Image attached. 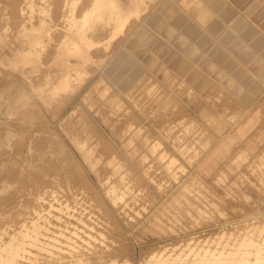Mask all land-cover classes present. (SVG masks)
<instances>
[{"label": "rangeland", "instance_id": "obj_1", "mask_svg": "<svg viewBox=\"0 0 264 264\" xmlns=\"http://www.w3.org/2000/svg\"><path fill=\"white\" fill-rule=\"evenodd\" d=\"M60 1L56 4L55 2L59 0L55 2L54 0H12V2L11 0H0V102H3L1 98L3 95L8 92L12 94V98H9L10 115L5 118L6 121L0 123V181L2 180L0 185L14 180L0 193V264H54L55 261L65 262L64 264H78L72 258L73 253L67 251L66 243L59 244L55 240L56 238H61L60 241L65 240L58 233L71 237L68 243L83 249L85 258L83 256L81 258L86 260L84 262L91 261V264H94L96 258H99L95 260L96 264H109L114 254L117 255L114 260L118 264H140L153 251L167 250L168 255L174 253L175 256L183 253V256L188 258L191 253V259L199 249L202 250H199L200 252L208 250V253H212L213 250V253L219 250L228 253L230 249L231 254L242 252L243 255H249L250 249H264V164L260 168L264 158V0H249L246 5H237L231 3V0H115L119 8L123 10L130 8L134 2H140L143 8L139 18L131 17L123 30L117 34L119 16H116L113 10L110 11L105 7L95 12L93 10L94 0ZM58 4L63 6L60 7ZM81 5L82 8L85 6L83 10ZM182 6L184 10L181 9ZM80 8V12H75ZM15 9L17 11H14ZM59 10L60 16H58ZM51 12L55 15L52 14L54 17L51 16ZM75 13L80 14L75 16ZM201 16L204 17L200 18ZM156 19L158 23L155 25ZM31 25L36 26L35 29L39 28L38 42H29L24 37H27V30ZM24 28H26L25 31H23ZM74 40L86 41L91 45L87 49L89 58L82 60L70 55L65 58L66 63L61 64L55 57ZM122 49L128 55L129 67L123 68L119 79L107 76L103 71L107 70L109 61L113 59L117 51L120 52ZM21 52L26 54L31 52L36 55L39 63L19 64L17 58ZM44 58L48 61L46 62ZM191 66L194 69L191 70ZM72 68L79 69V72H82L81 75ZM69 69L67 77H64L65 71ZM199 79L204 84H198ZM212 80L215 81V85ZM64 81L67 86L61 89ZM159 83L162 86H159ZM96 86L108 88L109 96L117 97L121 107L119 106V109L117 107L114 112L106 111L107 107L100 101L97 102L94 96L92 89ZM87 94L89 96L91 94V99ZM143 94L145 97L148 96L145 98ZM162 94L165 96L163 97ZM119 96L126 102L120 100ZM177 101L181 102V107ZM96 102L99 106H96L98 105ZM175 102L179 106H176L177 109L174 107ZM216 105L218 108L215 107ZM73 108H77V114L78 110L82 109L83 112L85 110L86 117L93 123V126L88 128V133L83 131L82 135L88 138L92 146L96 145L95 152L100 158L97 166L104 172L100 174V178L104 177L105 188L111 192L110 197L105 194L94 174L86 166L81 168L77 164L75 157L81 161L78 152L74 147L72 149L73 145H70L64 133L59 129L60 121L67 118ZM181 108L184 110L182 111ZM3 117L5 116L0 114V119ZM248 118L253 119L250 132L245 139L231 147L228 156L217 160L208 172L200 174L199 182L203 184L202 188H197L200 191L196 188L192 191L185 190L184 188L198 173L197 170L204 159L215 150V145L226 141L228 134L235 130L237 124L234 121L242 123ZM31 119L36 122L32 121V123ZM139 120L142 121L139 122ZM74 122L78 123V118ZM77 123L75 127L80 131L84 130L81 127L82 121L78 123L79 126ZM131 123L133 125H130ZM44 127L62 135L73 151L70 153L66 150L69 157L67 159L63 156L62 160H59L56 155L52 158L56 160L57 165L64 162L68 172L62 177L59 174L55 176L43 174L46 180H52L46 188L42 187V182L45 184L47 181H41L40 185V181L38 182L34 176L19 175L18 181H15L16 178L10 173L15 170L20 171L19 169H27L28 161L39 153L36 150L38 148L37 139L42 142V149L46 146L45 149L55 150V145L45 139ZM126 128L129 130L126 131ZM101 131H104L105 137L102 136ZM123 134L125 136H122ZM26 136H30L33 142H27ZM99 137H102L101 140L97 139ZM189 138L196 140L190 143L192 140ZM128 142L130 144L127 146V151L133 153L132 157H125L123 153L124 145ZM31 147L33 150H30ZM163 152H166V155L160 157L159 155ZM110 158L115 161V167L118 165L117 173L120 172L119 174L112 175L113 169L106 165ZM48 159L49 157H46V160ZM258 159H260V164ZM170 160L173 164L171 168H168ZM77 166L83 174L86 171L85 178L81 171L77 174ZM160 172H164L165 176ZM80 176L87 187L90 186L89 183L93 187H88L89 189L86 190L87 187L86 185L84 187L85 183L83 179L80 180ZM122 176L124 187L117 183ZM64 180L67 183V186L64 185L65 188L62 184ZM160 180L165 181L163 183ZM74 187L86 190L78 192H81L83 198L95 205L88 206L85 200L80 198L82 195L77 196L78 202L74 201L75 196L72 197L73 202L67 199L68 194L74 192V190L71 191L75 189ZM69 191L71 192L68 193ZM160 192H165V194ZM198 193L201 198H198ZM85 195L88 197H84ZM93 195L95 196L92 197ZM122 196L124 200L119 204L112 202L114 199L121 200ZM194 196L197 198L195 199ZM176 197L180 199L175 200ZM94 198H97L96 200L101 198L102 202L98 201L99 204L96 201L95 203ZM48 200L56 205L67 200L71 203L70 207L72 206L69 208L71 209L70 214H67L65 210H58L57 207H46V204H49ZM188 200L193 206L188 203ZM38 202L40 204L42 202V206ZM128 210L129 213H127ZM85 212H87L86 215H84ZM74 214L78 217L84 216L83 219H88L87 221L91 223L78 222ZM158 215L160 218H157ZM101 218H103L102 221ZM77 223L90 233L86 230L85 232L79 225L77 226ZM92 223L95 228L92 227ZM61 226H64L63 229ZM96 228L97 231H95ZM70 230L72 231L69 232ZM91 232L97 236L95 237V234ZM80 234L84 238L80 237ZM184 234L187 236L185 237ZM91 235L92 238H90ZM248 239L252 245L243 246L242 242ZM174 240L177 242L174 243ZM90 242L94 245H90ZM120 243L125 245L123 250ZM57 244L64 246V250H60L61 247L57 248ZM217 246L220 249H217ZM116 247H121V254H118L120 250L115 249ZM207 247L211 249H206ZM92 252L96 257L91 254ZM100 253H103L104 260L103 258L101 260ZM122 253L128 259L124 258ZM71 259L73 261H70Z\"/></svg>", "mask_w": 264, "mask_h": 264}, {"label": "bare ground", "instance_id": "obj_2", "mask_svg": "<svg viewBox=\"0 0 264 264\" xmlns=\"http://www.w3.org/2000/svg\"><path fill=\"white\" fill-rule=\"evenodd\" d=\"M10 1V0H9ZM82 1V0H81ZM84 1V0H83ZM169 1V0H168ZM178 1V0H177ZM11 2H12V0H11ZM29 2V1H28ZM54 2H55V0H54ZM61 1L59 0V2H55L56 4L57 3H60ZM10 3V2H9ZM55 3H54V5H55ZM88 3V2H87ZM12 4V3H11ZM14 4V3H13ZM81 4H82V2H81ZM84 4H86V3H84ZM160 4V3H159ZM158 4V5H159ZM59 5V4H58ZM62 5V4H61ZM79 5V4H78ZM16 6V5H15ZM14 6V7H15ZM60 6V5H59ZM63 6V5H62ZM62 6H60V7H62ZM58 7V6H57ZM57 7H56V9H57ZM81 8H82V5L80 6ZM84 7L85 6H83V8H82V10L84 9ZM105 7H107L110 11L111 10H113L114 12H115V15L116 16H119V18H118V24H117V27H116V34L117 33H119V32H121L122 30H123V28L126 26V23L129 21V19H131V17H135V18H139V15H140V13L143 11V8H142V6H141V3L140 2H134V4L130 7V8H126V9H121V8H119V6L117 5V3H116V1L115 0H94V7H93V10L95 11V12H98V10H101L102 8H105ZM54 9H55V7H53ZM79 8V7H78ZM81 8L80 9H78L77 11H75V12H78L79 10L81 11ZM151 8V7H150ZM150 8H149V10H150ZM195 8H196V6H195ZM67 9V8H66ZM77 9V8H76ZM182 10H184V7L182 6V8H181ZM11 10V9H10ZM53 10V9H52ZM61 10V9H60ZM60 10H59V15L58 16H60ZM189 10H190V8H189ZM197 10V9H196ZM196 10H195V12H196ZM14 11H17L16 9L14 10ZM79 11V12H80ZM223 12V11H222ZM221 12V13H222ZM53 13L55 14V12H54V10H53ZM52 12H51V16H53L54 14H53ZM226 13V12H225ZM14 14H16V13H14ZM53 14V15H52ZM76 14V13H75ZM80 13H77L75 16H77V15H79ZM193 14V13H192ZM146 15V14H145ZM228 15V14H227ZM55 16V15H54ZM53 16V17H54ZM222 17H223V15H221ZM202 17H204V16H201L200 18H202ZM215 17V16H214ZM242 17V16H241ZM244 17V16H243ZM142 18H143V16H142ZM207 18V17H206ZM209 18V17H208ZM56 19L58 20V17L56 16ZM210 20H211V18H209ZM244 19V18H243ZM53 20V19H52ZM158 23V20L156 19V22H155V25ZM3 24V23H2ZM17 24V23H16ZM209 24V23H208ZM211 24H212V22H211ZM210 24V25H211ZM36 25V24H35ZM137 25V24H136ZM214 25V24H213ZM216 25V24H215ZM142 26V25H141ZM226 26V25H225ZM26 27H28V26H26ZM35 27L36 26H33V25H31V27H30V29L29 30H27L28 32H27V37L26 36H24L25 37V39L27 40V41H29V42H38V40H39V38H38V33H39V28H37V29H35ZM136 27V26H135ZM214 27H216V26H214ZM218 27V26H217ZM134 28V27H133ZM139 28V27H138ZM146 28V27H145ZM201 28V27H200ZM212 28V27H211ZM28 29V28H27ZM206 29V28H205ZM26 30V28H24L23 29V31H25ZM220 30H222L221 28H220ZM131 31H132V29H131ZM148 31V30H147ZM209 31H210V29H209ZM211 31H212V29H211ZM214 31V30H213ZM113 32V31H112ZM218 32V31H217ZM130 33V32H129ZM143 34V33H142ZM216 34V33H215ZM54 37H55V35H53ZM127 36H128V34H127ZM57 38V37H56ZM69 40V39H68ZM91 45L89 44V43H87L86 41H81V42H79V41H71L67 46H65V48L62 50V53H60V54H58L55 58L57 59V60H59L60 62H61V64L64 62V63H66V60H65V58L66 57H68V56H70V55H73V56H77V57H79V58H81L82 60H86V59H88L89 58V56H88V53H87V49L90 47ZM169 46V45H168ZM144 48V47H143ZM149 48V47H148ZM170 48V47H169ZM168 49V48H167ZM167 53V52H166ZM114 54V53H113ZM113 54H112V57H113ZM52 55V54H51ZM176 55V54H175ZM50 56V55H49ZM111 57V56H110ZM181 57V56H180ZM170 58V57H169ZM168 58V59H169ZM18 62H19V64H38L39 63V58L36 56V55H34V54H32L31 52H28L27 54L26 53H24V52H21L20 53V56H18ZM45 59V58H44ZM110 59V58H109ZM127 59H129L128 58V55H127V53H126V51L125 50H123L122 49V51H117V53L115 54V56L113 57V59L112 60H110L109 61V63H108V66H107V70L106 71H103L107 76H109V77H113V78H115V79H119V77L121 76V73L123 72V68H127V66L130 64L129 63V61L127 60ZM181 59V58H180ZM46 60V59H45ZM152 60V59H151ZM150 60V61H151ZM170 60V59H169ZM184 60V59H183ZM44 61V60H43ZM48 61V59L46 60V62ZM165 61V60H164ZM179 61H181V60H179ZM186 61H187V59H186ZM167 62H168V60H167ZM190 63V62H189ZM124 64V65H123ZM183 64V63H182ZM15 65V64H14ZM17 65V64H16ZM168 65H169V63H168ZM167 65V66H168ZM189 65V64H188ZM135 66V65H134ZM177 66V65H176ZM185 66V65H184ZM9 67V66H8ZM122 67V68H121ZM129 67V66H128ZM181 67H182V65H181ZM187 67V66H186ZM192 67V66H191ZM16 68V67H15ZM32 68H34V66H32ZM103 68V67H102ZM133 68V67H132ZM137 69H139V68H137ZM175 69V68H174ZM187 69V68H186ZM192 69H194L193 67L191 68V70ZM198 69V68H197ZM196 69V70H197ZM72 70L73 71H75L76 73H79L80 75H81V73L82 72H79V69H75V68H72ZM136 70V69H135ZM35 71V70H34ZM70 71V69L69 70H66L65 71V73H66V75L64 76V77H67V75H68V72ZM178 71V70H177ZM171 72V71H170ZM188 72H190V71H188ZM187 72V73H188ZM193 72V71H192ZM198 72V71H197ZM196 72V73H197ZM195 73V72H194ZM201 73V72H200ZM182 74V73H181ZM193 74V73H192ZM202 74H203V72H202ZM106 76V77H107ZM176 76V75H175ZM177 76H178V74H177ZM195 76V75H194ZM206 76V75H205ZM99 77V76H98ZM146 77H147V75H146ZM180 77V76H179ZM183 77V76H182ZM121 78V77H120ZM178 78V77H177ZM200 78H201V76H200ZM203 78V77H202ZM101 79H102V77H101ZM205 79V78H204ZM209 79L211 80V78L209 77ZM39 80V79H38ZM199 80H200V82H199ZM198 80V84H204L203 83V81H202V83H201V79H199ZM95 81V80H94ZM116 81V80H115ZM157 81V80H156ZM205 81H206V79H205ZM213 81V80H212ZM97 82V81H96ZM95 82V84H99V83H96ZM211 82V81H210ZM209 82V83H210ZM215 81H213V83H214ZM107 83V82H106ZM120 83V82H119ZM126 83V82H125ZM128 83V82H127ZM156 83V82H155ZM193 83H194V81H193ZM208 83V84H209ZM217 83V82H216ZM101 84H102V82H101ZM142 84V83H141ZM144 84V83H143ZM142 84V85H143ZM154 84V83H153ZM211 84V83H210ZM218 84V83H217ZM129 85V84H128ZM128 85H126V86H128ZM142 85H140V86H142ZM159 86L161 85L162 86V84H158ZM193 85V84H192ZM207 85V84H206ZM214 85H215V83H214ZM66 86H67V83H66V81H64V83H62V85H61V89H65L66 88ZM94 86V85H93ZM134 86V85H133ZM132 86V87H133ZM149 86V85H148ZM159 86H158V88H159ZM202 86V85H201ZM208 86V85H207ZM131 87V88H132ZM157 87V86H156ZM192 87V86H191ZM216 87V86H215ZM218 87H219V85H218ZM217 87V88H218ZM134 88V87H133ZM138 88H140L139 86H138ZM185 88H186V86H185ZM195 88H196V86H195ZM222 88V87H221ZM141 89V88H140ZM145 89V88H144ZM156 89V88H155ZM164 89L166 90V88L164 87ZM188 90H189V88H187ZM93 91H94V96H95V98H96V100H97V102L98 101H100L104 106H106L107 107V109H106V111L107 110H109V112H114V110L115 109H117V107H118V109H119V106H120V103L118 102V98L117 97H114V95L113 96H109V89L108 88H104V87H101V86H96V87H94L93 89H92ZM113 90H115L114 88H113ZM134 90V89H133ZM152 90V89H151ZM154 90V89H153ZM160 90V89H159ZM158 90V91H159ZM185 90V89H184ZM196 90V89H195ZM205 90V89H204ZM90 91V90H89ZM147 91V90H146ZM157 91V92H158ZM166 91H168V90H166ZM186 91V90H185ZM197 91V90H196ZM91 92V91H90ZM134 92H135V90H134ZM133 92V93H134ZM138 92V91H137ZM143 92V91H142ZM142 92H139V93H142ZM153 92V91H152ZM151 92V94H153ZM199 92V91H198ZM156 93V92H155ZM160 93V92H159ZM161 93H162V90H161ZM168 94H169V92H167ZM183 93H184V91H183ZM196 93V92H195ZM224 93V92H223ZM222 93V94H223ZM114 94H116L115 92H114ZM145 94V93H144ZM143 94V95H144ZM149 94V93H148ZM88 95V94H87ZM138 95V94H137ZM171 96H173L172 94H170ZM191 95V94H190ZM89 96V95H88ZM90 96H91V94H90ZM89 96V97H90ZM131 96V95H130ZM148 96V95H147ZM146 96V97H147ZM160 96V95H159ZM162 96L164 97L165 95H163L162 94ZM144 97H145V95H144ZM145 97V98H146ZM151 97V96H150ZM162 97V98H163ZM213 97V96H212ZM1 98H3V102H0V108L2 109L1 111H0V114L1 115H3V116H5V117H3V118H1L0 119V121H2V122H0V123H3V121H6V117L7 116H9L10 115V110H11V108H9V98L11 99L12 98V94L11 93H7L6 95H3ZM71 98V97H70ZM131 98V97H130ZM141 98H142V96H141ZM169 98V97H168ZM172 98V97H171ZM89 99V98H88ZM90 99H91V97H90ZM119 99H120V96H119ZM148 99V98H147ZM120 100H124V99H122V97H121V99ZM136 100V99H135ZM158 100V99H157ZM173 100H174V97H173ZM217 101L219 100V99H216ZM90 101V100H89ZM175 101V100H174ZM96 102V103H97ZM126 101L124 100V103H125ZM132 102H134V101H132ZM153 102H156V101H153ZM152 102V105L154 104ZM178 103H179V101H177ZM177 102H175L176 104H175V106H174V104H173V106L174 107H176L177 106ZM93 103H95V102H93ZM98 105H96V106H99V103H97ZM150 104H151V102L149 103V106H150ZM180 104V107H181V102L179 103ZM207 104V103H206ZM205 104V105H206ZM80 105V104H79ZM95 105V104H94ZM139 105V104H138ZM170 105H171V102H170ZM197 105H199V104H197ZM227 105V104H226ZM127 106V105H126ZM131 105H129V107H130ZM172 106V107H173ZM183 106V105H182ZM219 106V105H218ZM80 107V106H79ZM121 107V106H120ZM132 107V106H131ZM156 107V106H155ZM171 107V108H172ZM177 107H179V106H177ZM177 107H176V109H177ZM216 108H218L217 107V105L215 106ZM220 107V106H219ZM182 108H184V107H182ZM181 108V109H182ZM213 108V110H215L214 109V107H212ZM76 109L77 108H73V110H72V112L67 116V118H65V119H63L62 121H60V123H59V129L64 133V135H65V137L68 139V141L70 142V145H73V146H71L72 147V149H73V147L76 149V151L78 152V154H79V156H80V159H81V161L80 160H78L76 157H75V159H76V161H77V164H79V166L81 167V168H83V166H86L87 167V169L90 171V172H92L93 174H94V176L96 177V179H97V181H98V183L103 187L102 189H104V191H105V194L108 196V197H110L109 195H111V192H108L107 191V188H105V183H104V177H102V179L100 178L101 176H100V174H103L104 172H102V169L100 168V167H98L97 165L99 164V161H100V158L97 156V154H96V149H95V146H92L89 142H88V138L86 137V136H84V134L82 135V132L84 131V132H86V133H88V128H90L91 126H93V123L91 122V121H89V119L86 117V115H85V113L84 112H86L85 110H84V112H83V110L81 109V110H78V114L76 113ZM104 109V110H105ZM166 109V108H165ZM173 109V108H172ZM185 109V108H184ZM184 109H182V111L184 110ZM228 109V108H227ZM226 109V110H227ZM175 110V109H174ZM180 110V109H179ZM178 110V111H179ZM188 110V109H187ZM212 110V111H213ZM225 110V111H226ZM125 111V110H124ZM166 111V110H165ZM177 111V110H176ZM175 111V112H176ZM181 111V112H182ZM205 111V110H204ZM40 112V111H39ZM104 112V111H103ZM180 112V113H181ZM207 112H208V110H207ZM38 113V112H37ZM36 113V114H37ZM135 113V112H134ZM137 113V112H136ZM180 113L178 114V115H180ZM226 113V112H225ZM229 113H230V111H229ZM77 114V115H76ZM87 114V116H88V113H86ZM40 115V114H39ZM75 115H76V117H75ZM137 115V114H136ZM37 116V115H36ZM41 116V115H40ZM66 116V115H65ZM126 116V115H125ZM173 116V115H172ZM186 116V115H185ZM213 116V115H212ZM222 116V115H221ZM29 117H31V116H29ZM35 117V116H34ZM75 117V118H74ZM89 117V116H88ZM127 117V116H126ZM125 117V118H126ZM139 117V116H138ZM76 118H78V120H79V122L78 123H80V121H82V125H81V127L82 128H84V130H82V131H80V129H78V128H76L75 127V124L77 123V122H74L75 121V119ZM130 118V117H129ZM171 118V117H170ZM216 118V117H215ZM241 118V117H240ZM32 119H34V118H32ZM31 119V122L32 121H34V120H32ZM42 119V118H41ZM127 119V118H126ZM139 119V118H138ZM140 119H142V117L140 118ZM217 119V118H216ZM38 120V119H37ZM44 120V119H43ZM125 120V119H124ZM169 120V119H168ZM26 121V120H25ZM29 121V120H28ZM28 121H26V122H28ZM45 121V120H44ZM142 121V120H141ZM140 120H139V122H141ZM173 121V120H172ZM213 121V120H212ZM217 121V120H216ZM30 122V123H31ZM36 122V120L34 121V123ZM207 122V121H206ZM219 122H220V120H219ZM235 122V124H237V126H236V128H235V130L232 132V133H230V134H228L230 131H228V133H225V134H228V136H227V139H226V141H224V142H218L215 146V150L212 152V154L210 155V156H208L206 159H204V161H203V163L200 165V167L198 168L199 170H197L198 171V173H196V176H194V179L184 188L185 190H191L192 191V189L194 188V190H195V188H196V190H199L200 191V189H197V188H202L203 187V184L202 183H200L199 182V176H200V174L202 173V172H208L209 170H211L213 167H214V165L217 163V160H219V159H221V158H223V157H226V156H228L229 155V153L231 152V147L235 144V143H237L238 141H240V140H243V139H245L246 138V136H247V134L250 132V130H251V128H252V126H253V119L252 118H248L246 121H244V122H242V123H238V122H236V121H234ZM29 123V124H30ZM33 123V122H32ZM47 123V122H46ZM77 123V124H78ZM124 123H126V122H124ZM204 123H205V120H204ZM225 123V122H224ZM74 125V126H73ZM80 124H78V126H79ZM95 125V124H94ZM130 125H133L132 123L130 124ZM147 125V124H146ZM158 125V124H157ZM186 125V124H185ZM160 126V125H159ZM158 126V127H159ZM195 126V125H194ZM183 128V127H182ZM181 128V129H182ZM201 128V127H200ZM212 128V127H211ZM51 129V128H50ZM52 130V129H51ZM97 130H99V129H97ZM127 130H129V128H126V131ZM203 130H204V128H203ZM100 131V130H99ZM149 131V130H148ZM199 131H201L200 129H199ZM28 132V131H27ZM102 132V131H101ZM104 132V131H103ZM101 133L102 134V136H104V133ZM111 132V131H110ZM223 132V131H222ZM196 133V132H195ZM44 134H46V136H45V139H47L48 141H50L52 144H54L55 145V150H50V149H45L46 148V146H44L45 148H43L42 149V142H39V140L37 139V144H38V148L36 149L37 151H39V153L36 155V156H34V157H32V159L31 160H29L28 161V166H27V169H19L20 171H13V172H11L10 174L12 175V177H14V178H16V180L15 181H18L17 179H18V177H19V175H25V176H30V177H36L35 179H37V181L39 182L40 181V185L43 183V185H42V187H47L49 184H50V182L52 181L51 179H49V180H46L44 177H43V174H49L50 176H55V175H57V174H59V176H64V173H66V172H68V170H67V168H66V166H65V164H64V162H61V163H58V165L57 164H55L56 163V160L55 159H53L52 160V158H53V156L54 155H56L57 156V158L59 159V160H62V157L63 156H66V159L67 158H69L68 156H67V151L66 150H69L70 151V153H73V151L70 149V147L68 146V144L65 142V139H64V137L62 136V135H60V134H58V133H55V131L54 132H51L49 129H48V127H44ZM173 134V133H172ZM198 134V133H197ZM225 134L223 135V136H225ZM122 136H125L124 134L122 135ZM174 136V135H173ZM172 136V137H173ZM60 137H62V138H60ZM105 137V136H104ZM151 137V136H150ZM192 137V136H191ZM194 137V136H193ZM192 137V138H193ZM212 137V136H211ZM101 138L102 137H99V138H97L98 140H101ZM108 139H109V137H107ZM120 138V137H119ZM201 138V137H200ZM203 138V137H202ZM222 138V137H221ZM220 138V139H221ZM162 139V138H161ZM170 139V138H169ZM190 139V138H189ZM205 139V138H204ZM22 140H23V137H22ZM25 140L27 141V142H33V141H31L30 140V136L28 137V136H26V138H25ZM190 140H192V139H190ZM194 141L196 140V139H193ZM190 141V143L191 142H193L194 143V141ZM197 140H198V136H197ZM202 141H203V139H202ZM95 141H93V143H94ZM112 142V141H111ZM213 142V141H212ZM28 143V144H29ZM96 143V142H95ZM214 143V142H213ZM109 144H110V142H109ZM112 144V143H111ZM128 144H130V142H128V143H126L125 145H124V147H125V149L123 150V153H124V156L125 157H132V155H133V153H129L128 151H127V146H128ZM187 144L189 145V142L187 141ZM198 144H199V142H198ZM106 145H107V143H106ZM68 146V147H67ZM110 146V145H109ZM173 147V146H172ZM185 147H187L186 145H185ZM184 147V148H185ZM189 147V146H188ZM97 148V147H96ZM113 148V147H112ZM116 148V147H115ZM114 148V149H115ZM175 148H176V146H175ZM196 148V147H195ZM41 149V150H40ZM105 149V148H104ZM118 149V148H117ZM173 149V148H172ZM182 149V151H183V148H181ZM180 149V150H181ZM30 150H33L32 149V147H31V149ZM106 150V149H105ZM167 150V149H166ZM165 150V151H166ZM185 150V149H184ZM118 151V150H117ZM163 151H164V149H163ZM175 151V150H174ZM182 151H181V154H182ZM202 151V150H201ZM104 152V151H103ZM185 152H186V150H185ZM234 152V151H233ZM100 153V152H99ZM109 153V152H108ZM112 153V152H111ZM202 153V152H201ZM118 154V153H117ZM119 154H120V152H119ZM128 154V155H127ZM202 154H204V153H202ZM72 155H74V154H72ZM106 155V154H105ZM166 155V152L164 153H161L159 156L161 157V156H165ZM182 155H184V153L182 154ZM189 155V154H188ZM187 155V156H188ZM200 155V154H199ZM206 155H207V153H206ZM206 155H205V157H206ZM244 155V154H243ZM242 155V156H243ZM59 156V157H58ZM75 156V155H74ZM107 156V155H106ZM110 156V155H109ZM114 156V155H113ZM117 156V155H116ZM119 156V155H118ZM147 157H149L148 155H146ZM46 157H49V159L48 160H46ZM55 157V156H54ZM121 157L123 158V154H121ZM189 157V156H188ZM262 156H260V158H261ZM51 158V159H50ZM109 158V157H108ZM187 158V157H186ZM199 158V157H198ZM105 159H107V157H105ZM105 159H104V161H105ZM114 160L116 159L115 157L113 158ZM181 159V158H180ZM190 159H192V158H190ZM251 159V158H250ZM249 159V160H250ZM126 160V159H125ZM124 160V161H125ZM116 161V160H115ZM115 161H113L111 158L110 159H108V161L106 162V165L107 166H110L112 169H113V171H112V175H114L115 173H117V170H119L117 167H118V165H117V167H115L116 166V163H115ZM193 162H194V160H192ZM191 161V162H192ZM261 161H262V159H261ZM263 161H264V158H263ZM263 161H262V164H261V167L259 166V164H260V159H258V162H259V164H258V162H257V164H258V166L260 167V168H262V166H263ZM128 163H130V162H128ZM127 163V164H128ZM150 163H151V161H150ZM228 163V162H227ZM147 164H148V162H147ZM173 164V162L170 160V162H169V164H168V168H171V165ZM225 164V163H224ZM146 166V165H145ZM149 166H151V165H149ZM155 166V165H154ZM196 166H197V164H196ZM78 167V166H77ZM152 167H153V165H152ZM257 167V166H256ZM259 167H258V170H259ZM149 168V167H148ZM156 168H157V166H156ZM77 169V174H80V171H81V173H82V170H80V168L78 167V168H76ZM85 169V168H84ZM158 169H160V167H158ZM256 169V168H255ZM255 169H254V171H255ZM66 170V171H65ZM134 170V169H133ZM150 170L152 171V169H151V167H150ZM262 170V169H261ZM134 171H136V170H134ZM153 171H154V169H153ZM263 171H264V168H263ZM122 172V171H121ZM156 172V171H155ZM257 173H258V171H256ZM72 174H73V172H71ZM85 173H86V171H85ZM84 173V174H85ZM106 173V172H105ZM120 173V172H119ZM119 173H117V174H119ZM150 171H149V175H150ZM158 173V172H157ZM161 173V172H160ZM163 173V175H164V172H162ZM161 173V174H162ZM260 173H262L263 174V172H261L260 171ZM83 173H82V175H84ZM153 174V173H152ZM156 174V173H155ZM89 175H90V173H89ZM121 175H123V174H121ZM120 175V176H121ZM261 175V174H260ZM264 175V174H263ZM104 176H106V175H104ZM155 176V175H154ZM165 176V175H164ZM82 176H80V180L81 179H83V178H81ZM115 177V176H114ZM161 177V176H160ZM183 177V176H182ZM181 177V178H182ZM261 177V176H260ZM264 177V176H263ZM262 177V178H263ZM1 178V177H0ZM84 178H85V175H84ZM116 178V177H115ZM142 178V177H141ZM159 178V177H158ZM163 178V177H162ZM166 178V177H165ZM164 178V179H165ZM169 178V177H168ZM184 178V177H183ZM193 178V177H192ZM191 178V179H192ZM261 178V179H262ZM20 179V178H19ZM30 179V178H29ZM156 179H157V176H156ZM44 180H46L47 182H45V184H44V182H42L41 183V181H44ZM79 180V181H80ZM95 180V179H94ZM154 180V179H153ZM152 180V181H153ZM169 180H170V178H169ZM264 180V179H263ZM263 180H261V182L263 183ZM2 181V180H1ZM0 181V182H1ZM4 181V180H3ZM14 181V180H13ZM13 181H7L5 184H2V185H0V193L1 192H3L4 191V189H5V187L6 186H8V185H11V183L13 182ZM91 181H93V179L91 180ZM116 181V180H115ZM160 181H163V180H160ZM165 181V180H164ZM164 181H163V183H164ZM167 181V180H166ZM24 183H25V179H24V181H23ZM63 183V186L65 185V186H67V183H66V181L64 180V181H62ZM83 182H84V179H83ZM87 182V181H86ZM117 182V181H116ZM123 182V183H122ZM173 182V181H172ZM2 183V182H1ZM80 183H81V181H80ZM85 183V182H84ZM83 183V184H84ZM121 187H124L125 186V183H124V178H123V176L122 177H120V179H119V181L117 182ZM122 183V184H121ZM135 183V182H134ZM154 183H156V182H154ZM182 183V182H181ZM83 184H82V186H83ZM94 184V183H93ZM185 184V183H184ZM183 184V185H184ZM46 185V186H45ZM75 185V184H74ZM85 185H86V187H87V184L85 183L84 184V187H85ZM89 185L90 186H88V187H93V186H91V184L89 183ZM147 185H148V183H147ZM162 185V184H161ZM161 185H160V187H161ZM166 185V184H165ZM171 185H173V183L171 184ZM65 186L63 187V188H65ZM96 186V185H95ZM98 186V185H97ZM96 186V187H97ZM175 186H176V184H175ZM264 186V185H263ZM41 187V188H42ZM81 187V186H80ZM87 187V189L86 190H88L89 188ZM154 187H155V185H154ZM170 187V186H169ZM182 187V186H181ZM73 188V187H72ZM75 189H71V191H73L74 190V192L73 193H71L70 195L68 194V198L67 199H69V200H73V196H75L76 198L74 199V201L75 202H78L79 201V199L77 200V196L79 197V195H82V193L81 192H78L79 190H82V191H84V189L83 188H77V187H74ZM162 188V187H161ZM165 188V187H164ZM36 189V188H35ZM52 189V188H51ZM53 189H54V187H53ZM146 189H148L147 187H146ZM158 189H159V187H158ZM171 189V188H170ZM65 190V189H64ZM85 190V191H86ZM137 190V189H136ZM141 190H142V186H141ZM162 190H163V188H162ZM165 190V189H164ZM174 190V189H173ZM179 190H180V188H179ZM13 191V190H12ZM36 191V190H35ZM40 191V190H39ZM71 191H69L68 193H70ZM84 191V192H85ZM91 191V190H90ZM94 191H96V190H94ZM170 191V190H169ZM9 192V191H8ZM84 192H83V194H84ZM139 192V191H138ZM142 192V191H141ZM145 192V191H144ZM148 192V191H147ZM159 192V191H158ZM167 192H168V190H167ZM166 192V193H167ZM178 192V191H177ZM198 192V191H197ZM201 192H203V191H201ZM48 194H49V192H47ZM93 193V192H92ZM96 193V192H95ZM160 193H162V192H160ZM164 194H165V192H163ZM162 193V194H163ZM200 193V192H199ZM198 193V194H199ZM40 194H41V192H40ZM66 194V193H65ZM87 194H88V192H87ZM89 194H91V192L89 193ZM98 194V193H97ZM149 194V193H148ZM163 194V195H164ZM169 194V193H168ZM173 194H175V193H173ZM184 194V193H183ZM183 194H181V196H184ZM187 194V193H186ZM191 194V193H190ZM9 195V194H8ZM7 195V196H8ZM15 195V194H14ZM67 195V194H66ZM103 195V194H102ZM144 195H145V193H144ZM150 195V194H149ZM167 195V194H166ZM188 195V194H187ZM195 195V194H194ZM63 196V195H62ZM95 195H93L92 197H94ZM97 196V195H96ZM146 196H148L147 194H146ZM158 196L160 197V194H158ZM176 196V195H175ZM195 196H198V195H195ZM195 196H194V198H195ZM202 196V195H201ZM203 196H204V194H203ZM6 197V196H5ZM45 197V196H44ZM84 197H88V196H84ZM98 197V196H97ZM136 197V196H135ZM80 198H82L83 200H85V202H86V204H88V206H94L95 204H91L90 203V201H88L86 198H83V195L80 197ZM91 198V197H90ZM163 198V197H162ZM173 198V197H172ZM179 199H180V197H178ZM177 197L175 198V200L176 199H178ZM197 198V197H196ZM195 198V199H196ZM198 198H201L200 197V194H199V197ZM45 199V198H44ZM97 199V198H96ZM95 198L93 199L94 201H95V203H96V201L98 202H102V201H100L101 200V198H99V200H96ZM147 199H148V197H147ZM124 200V196H122V198H121V200H117V199H114L112 202L114 203V204H119V202H121V201H123ZM128 200V199H127ZM154 200H156V199H154ZM47 201V200H46ZM49 201V204L47 205L46 204V207H48V208H54V207H57L58 208V210H65L66 212H67V214H70V210L71 209H69V208H72V206L70 207V204L71 203H69L67 200H65V202H60L58 205H56V204H53L52 202H50L51 200H48ZM92 201V200H91ZM126 201V200H125ZM139 201V200H138ZM157 201V200H156ZM189 201V200H188ZM5 202V201H4ZM23 202V201H22ZM73 202V201H72ZM98 202V203H99ZM155 202V201H154ZM39 204H40V202H38ZM167 203H169V202H167ZM170 203H172V202H170ZM191 206H193V204L189 201L188 202ZM5 204V203H4ZM45 204V203H44ZM100 204V203H99ZM103 204V203H102ZM101 204V205H102ZM178 204H180L179 203V200H178ZM182 204V203H181ZM184 204V203H183ZM28 205H29V203H28ZM41 206H42V202H41V204H40ZM83 205V204H82ZM131 204H129V206H130ZM153 205V204H152ZM44 206V205H43ZM63 206V207H62ZM81 206V205H80ZM88 206H87V208H88ZM97 206V205H96ZM99 206V205H98ZM106 206V205H105ZM154 206V205H153ZM170 206V205H169ZM45 207V206H44ZM131 207H132V205H131ZM134 207H135V205H134ZM133 207V208H134ZM83 208H84V206H83ZM91 208V207H90ZM98 208V207H97ZM103 208V207H102ZM130 208V207H129ZM132 208V209H133ZM136 208V207H135ZM165 208V207H164ZM85 209H86V207H85ZM100 209V208H99ZM98 209V210H99ZM127 209V208H126ZM147 209V208H146ZM151 209H152V207H151ZM168 209V208H167ZM195 209H196V207H195ZM75 210H77V208L75 209ZM90 210H92V209H90ZM94 210V209H93ZM109 210V209H108ZM130 210H131V208H130ZM17 211V210H16ZM40 211V210H39ZM52 211V210H51ZM81 211H83V209L82 210H80V212H79V215L81 214ZM49 212V211H48ZM90 212H92V211H90ZM95 211H93V213H94ZM139 212V211H138ZM50 213V212H49ZM53 214H54V212H52ZM77 213V212H76ZM86 213L87 212H85L84 213V215H86ZM92 213V214H93ZM127 213H129V210H128V212ZM145 213H147V212H145ZM96 214V213H95ZM155 214V213H154ZM161 214H162V210H161ZM260 214V213H259ZM44 215V214H43ZM55 215V214H54ZM75 215V214H74ZM107 215V214H106ZM124 215H125V213H124ZM123 214H121V216H124ZM127 215V214H126ZM143 215V214H142ZM31 216H32V214H31ZM75 216H77V221L78 222H82V223H84V222H88L87 220H84L83 219V217H81V216H79L78 217V215H75ZM91 216V215H90ZM134 216V215H133ZM260 216H262V214H260ZM264 216V215H263ZM63 217V216H62ZM99 217H102V216H99ZM98 217V218H99ZM157 216H155V218H156ZM259 217V216H258ZM64 218V217H63ZM85 218V217H84ZM95 218V217H94ZM125 218V217H124ZM157 218H160V215H158V217ZM261 218V217H260ZM259 218V219H260ZM26 219H28V218H26ZM48 219H50V218H48ZM64 219H66L67 220V218H64ZM93 219V218H92ZM96 219H97V214H96ZM102 219L103 218H101V221H102ZM115 219V218H114ZM133 219V218H132ZM254 219V218H253ZM257 219V218H256ZM258 219V220H259ZM15 220V219H14ZM13 220V221H14ZM30 220V219H29ZM119 220V219H118ZM252 220V219H251ZM17 221V220H16ZM19 221V220H18ZM21 221V220H20ZM40 221V220H39ZM49 221H51L52 222V220H49ZM73 221V220H72ZM71 221V222H72ZM96 221H98V220H96ZM100 221V222H101ZM103 221H105V219L103 220ZM130 221V220H129ZM137 221V220H136ZM159 221V220H158ZM54 222V221H53ZM70 222V221H69ZM99 222V221H98ZM111 222V221H110ZM262 222V221H261ZM16 223H18V222H16ZM39 223H41V222H39ZM55 223V222H54ZM74 223H75V221H74ZM73 223V224H74ZM89 223V222H88ZM87 223V224H88ZM91 223V222H90ZM89 223V224H90ZM116 223V222H115ZM114 223V224H115ZM133 223V222H132ZM232 223V222H231ZM255 223H256V221H255ZM259 223V222H258ZM72 224V223H71ZM98 224V223H97ZM99 224H101V223H99ZM137 224V223H136ZM249 224V223H248ZM263 224V223H262ZM59 225H61V224H59ZM77 226L79 225L78 223L76 224ZM76 225H74L75 227H76ZM92 225H93V223H92ZM103 225H105V224H103ZM103 225H101L102 226V228H103ZM117 225V224H116ZM127 225H128V223H127ZM80 227H82L83 228V226H81V225H79ZM89 226V225H88ZM107 226V225H106ZM108 226H110V225H108ZM239 226V225H238ZM254 226V225H253ZM259 226V225H258ZM62 227V226H61ZM64 227V226H63ZM63 227H62V229H63ZM79 227V228H80ZM85 227V226H84ZM92 227H94L95 228V225H93ZM112 227H114V226H112ZM120 227V226H119ZM241 227V226H240ZM252 227V226H251ZM260 227V226H259ZM15 228V227H14ZM48 228H50L49 226H48ZM67 228H69L68 226H67ZM99 228V227H98ZM104 228H106V227H104ZM232 228V227H231ZM253 228V227H252ZM257 228V227H256ZM53 229V228H52ZM51 229V230H52ZM70 229H72V228H70ZM75 229V228H74ZM84 229V228H83ZM116 229V228H115ZM114 229V230H115ZM126 229V228H125ZM200 229V228H199ZM233 229V228H232ZM32 230V229H31ZM73 230V229H72ZM72 230H70L69 232H71ZM88 231L87 229H84V231ZM99 230V229H98ZM101 230V229H100ZM107 230V229H106ZM148 230V229H147ZM228 230V229H227ZM261 230V229H260ZM263 230V229H262ZM58 231V230H57ZM60 231H62V230H60ZM85 231V232H86ZM95 231H97V228H96V230ZM123 231V230H122ZM196 231H198V230H196ZM199 231H202V230H199ZM76 232H77V230H76ZM100 232H102V231H100ZM121 232V231H120ZM250 232V231H249ZM253 232H254V230H253ZM64 233V232H63ZM66 233V232H65ZM79 233V232H78ZM84 233V232H83ZM88 233H90L89 231H88ZM103 233H105V232H103ZM145 233V232H144ZM219 233V232H218ZM245 233V232H244ZM261 233H263V232H261ZM14 234V233H13ZM61 237H64L65 238V240L64 241H60V240H62L61 238H59V239H55L59 244H62V243H66V249H67V251L69 252V253H73V255H72V258H74L75 259V263L77 262L78 264H91V261H89L88 259V261L87 262H84V260L85 259H83V255H84V251H83V249H81L80 247H78L77 245H73V244H71V243H68V240H70V238L71 237H67V236H65V235H63L62 233H58ZM76 234V233H75ZM82 234V233H81ZM80 234V235H81ZM91 234H95L94 232L92 233L91 232ZM119 234V233H118ZM220 234V233H219ZM227 234V233H226ZM255 234V233H254ZM48 235V234H47ZM66 235H68L67 233H66ZM105 235V234H104ZM106 235H107V233H106ZM186 234H184V236H185ZM190 235V234H189ZM188 235V236H189ZM204 235V234H203ZM202 235V236H203ZM242 235V234H241ZM248 235V234H247ZM263 235V234H262ZM21 236V235H20ZM36 236V235H35ZM50 236H52V235H50ZM71 236V235H70ZM97 235L95 234V237H96ZM121 236V235H120ZM187 236V235H186ZM185 236V237H186ZM16 237H18V236H16ZM55 237V236H54ZM57 237V236H56ZM80 237H83L84 238V236H80ZM93 236L91 235L90 236V238H92ZM99 237V236H98ZM199 237H200V235H199ZM205 237V236H204ZM249 237V236H248ZM262 237V236H261ZM63 238V239H64ZM87 238V237H86ZM173 238V237H172ZM171 238V239H172ZM242 238V237H241ZM17 239V238H16ZM98 239V238H97ZM96 239V240H97ZM244 239V238H243ZM251 239V238H250ZM256 239V238H255ZM76 240V239H75ZM89 240V239H88ZM179 240V239H178ZM184 240H186V239H184ZM249 240V239H248ZM245 240V241H243L242 242V245L243 246H250V245H252V242L249 240ZM261 240V239H260ZM78 241V240H77ZM103 241V240H102ZM119 241V240H118ZM153 241V240H152ZM208 241V240H207ZM225 241V240H224ZM49 242V241H48ZM81 242V241H80ZM120 242H121V240H120ZM175 242H177V241H175L174 240V243ZM257 242V241H256ZM261 242V241H260ZM11 243V242H10ZM117 243V242H116ZM200 243V242H199ZM199 243H198V245H199ZM230 243V242H229ZM81 244V243H80ZM96 244V243H95ZM121 244V243H120ZM154 244V243H153ZM168 244V243H167ZM208 244V243H207ZM231 244V243H230ZM236 244V243H235ZM262 244V243H261ZM264 244V243H263ZM58 245V244H57ZM90 245H94V244H92L91 242H90ZM122 245V244H121ZM141 245V244H140ZM181 245H183V244H181ZM195 245H197V244H195ZM221 245V244H220ZM97 246H99V245H97ZM123 246V248H121ZM120 248L123 250L124 249V246L125 245H122ZM201 246V245H200ZM240 246V245H239ZM3 247V246H2ZM1 247V248H2ZM59 247H61V249L60 250H64V246H59L58 245V247L57 248H59ZM96 247V246H95ZM108 247V246H107ZM114 247H115V245H114ZM118 247H119V245H118ZM118 247H116L115 249H117ZM128 247V246H127ZM141 247V246H140ZM204 247H206V246H204ZM212 247V246H211ZM211 247H207L206 249H208V248H210L211 249ZM215 247V246H214ZM219 246H217L216 248L217 249H220V248H218ZM94 248V247H93ZM120 248H118L119 250H120ZM199 248H201V247H199ZM198 248V249H199ZM203 248V247H202ZM43 249V248H42ZM90 248L88 247V250H89ZM99 249V248H98ZM97 249V250H98ZM113 249V248H112ZM126 249V248H125ZM149 249V248H148ZM205 249V248H204ZM9 250V249H8ZM44 250H46V248L44 249ZM92 250V249H91ZM100 250V249H99ZM110 250H111V248H110ZM122 250H120L119 251V253L118 254H121V251ZM150 250V249H149ZM185 250V249H184ZM192 250V249H191ZM194 251H195V247H194V249H193ZM200 250V249H199ZM197 251L196 253H195V255L193 256L192 255V257H191V259H190V256H191V253H190V256H189V258L188 257H186V256H183V253H182V255L181 254H177L176 256L174 255V253L173 254H170V255H168L169 253H168V251L167 250H163V251H161V252H155V251H153V252H148V253H150L147 257H145L141 262H140V264H264V249H261V248H256L255 250H253V249H250L249 251H248V253H249V255H243V253L242 252H237V251H235V252H237L236 254H231V251H230V249H229V251H228V253L226 252H224V251H222V250H219V252H217V253H213L214 252V250L212 251V253H208L209 251L208 250H206V251H204L203 250V252H200V251H202V250H200V251ZM226 250H228L227 248H226ZM233 250H235V249H233ZM243 249H241V251H242ZM1 251V250H0ZM5 251V250H4ZM108 251V250H107ZM115 251V250H114ZM118 251V250H117ZM127 251V250H126ZM125 251V252H126ZM175 251V250H174ZM190 251V250H189ZM246 251V252H247ZM8 252V251H7ZM64 252H66V251H64ZM97 252V251H96ZM104 252V251H103ZM110 252V251H109ZM113 252V251H112ZM186 252V251H185ZM246 252H244V253H246ZM11 253V252H10ZM90 253V252H89ZM98 253V252H97ZM106 253V252H105ZM104 253V254H105ZM127 253H129V251H127ZM131 254H132V252H130ZM22 254V253H21ZM64 254V253H63ZM75 254V255H74ZM88 254V253H87ZM93 256H94V254H93V252L91 253ZM101 254V260H102V256H103V253H100ZM107 255L109 254V253H106ZM113 254V253H112ZM123 254V256H125L124 255V253H122ZM253 254V255H252ZM16 255V254H15ZM69 255V254H68ZM86 255V254H85ZM129 256H131L130 254H128ZM127 255V256H128ZM61 256V255H60ZM81 256H83L82 258H81ZM89 256H91V255H89ZM88 256V257H89ZM92 256V257H93ZM112 256V255H111ZM115 256H117L116 254H114V258H115ZM122 256V255H121ZM123 256H122V258H123ZM64 257L66 258V256L64 255ZM64 257H62V259L64 258ZM69 257V256H68ZM94 257H96V255L94 256ZM93 257V258H94ZM105 257V256H104ZM85 258V257H84ZM87 258V257H86ZM92 258V259H93ZM114 258H113V260H110L109 261V264H118V263H116V261L114 260ZM124 258H126V256L124 257ZM132 258V257H131ZM59 259H60V257H59ZM67 259V258H66ZM91 259V258H90ZM95 259V258H94ZM93 259V260H94ZM97 259H99V258H96L95 260H97ZM105 258H103V260H104ZM107 259V258H106ZM126 259H128V258H126ZM56 260H57V258H56ZM63 260H65V259H63ZM95 260H94V264H96L95 263ZM100 260V261H101ZM117 260V259H116ZM119 260V259H118ZM123 260V259H122ZM62 261V260H61ZM70 261H73L72 259L70 260ZM86 261V260H85ZM99 261V262H100ZM127 261H129V260H127ZM23 262V261H22ZM84 262V263H83ZM96 262H98V261H96ZM26 263V262H25ZM48 263V262H47ZM54 264H64L65 262H53ZM101 263H102V261H101ZM107 263V262H106ZM35 264V263H34Z\"/></svg>", "mask_w": 264, "mask_h": 264}, {"label": "crops", "instance_id": "obj_3", "mask_svg": "<svg viewBox=\"0 0 264 264\" xmlns=\"http://www.w3.org/2000/svg\"><path fill=\"white\" fill-rule=\"evenodd\" d=\"M249 0H231V3H236L237 5L248 4Z\"/></svg>", "mask_w": 264, "mask_h": 264}]
</instances>
